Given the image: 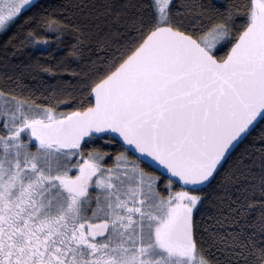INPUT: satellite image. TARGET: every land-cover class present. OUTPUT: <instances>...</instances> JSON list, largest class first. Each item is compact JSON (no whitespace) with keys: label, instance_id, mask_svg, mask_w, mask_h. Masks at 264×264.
<instances>
[{"label":"snow or ice","instance_id":"1","mask_svg":"<svg viewBox=\"0 0 264 264\" xmlns=\"http://www.w3.org/2000/svg\"><path fill=\"white\" fill-rule=\"evenodd\" d=\"M0 69V264H264V0H0Z\"/></svg>","mask_w":264,"mask_h":264},{"label":"trees","instance_id":"2","mask_svg":"<svg viewBox=\"0 0 264 264\" xmlns=\"http://www.w3.org/2000/svg\"><path fill=\"white\" fill-rule=\"evenodd\" d=\"M59 54H60V55H63V52L61 51ZM36 55H37V54H36L35 52H33V54H32L31 56H29L28 52L26 51V52H24V53L18 58V61H17V62H19V60H23L25 63H28V62L34 60V59L36 58ZM40 59H41V63H43V62H45V61H48L50 58L47 57V56H44V57H41ZM51 62H54V61H51ZM0 71H2V69H0ZM17 71H20V69H17ZM41 76H42L43 79H45V80H51V78L48 76V74L41 73ZM27 79H28V81H30V80H31V77L28 76ZM26 82H27V81H26ZM51 82H54V81H51Z\"/></svg>","mask_w":264,"mask_h":264}]
</instances>
